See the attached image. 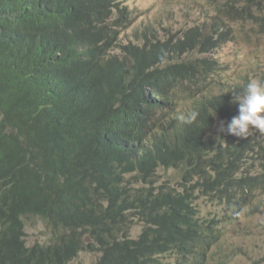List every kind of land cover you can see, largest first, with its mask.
I'll return each instance as SVG.
<instances>
[{
	"label": "trees",
	"instance_id": "16d2710c",
	"mask_svg": "<svg viewBox=\"0 0 264 264\" xmlns=\"http://www.w3.org/2000/svg\"><path fill=\"white\" fill-rule=\"evenodd\" d=\"M249 1L236 8L228 0L231 7L217 13L248 20L252 4L264 8L263 0ZM121 6L123 0H0V264H71L82 251L100 253L92 264H161L157 256L174 247L184 264H197L205 259L197 249L235 222L202 220L193 191L214 203L211 191L226 195L232 214L258 198L253 185L264 194V163L251 178L235 179L244 162L264 161V143L218 136V120L226 127L237 109L232 89L187 95L200 97L189 112L198 116L175 143L147 137L143 127L177 128L178 117L189 114L172 109L163 88L169 80L191 91L206 83L218 65L209 53L230 40L232 19L218 21L216 38L193 28L176 41L146 36L138 44L123 38L133 16ZM257 19L264 27V13ZM114 127L126 132L105 131ZM159 165L176 172L165 181L184 178L192 186L158 193L144 186L152 197L145 195L137 185L152 183ZM29 217L46 222L49 243L27 244ZM135 219L143 229L134 236Z\"/></svg>",
	"mask_w": 264,
	"mask_h": 264
},
{
	"label": "rangeland",
	"instance_id": "374dc122",
	"mask_svg": "<svg viewBox=\"0 0 264 264\" xmlns=\"http://www.w3.org/2000/svg\"><path fill=\"white\" fill-rule=\"evenodd\" d=\"M250 2L249 0H230L232 6L236 8L248 6ZM123 5L128 6L134 16L132 23L124 32L125 41L131 38L140 42L146 36L148 39L150 37L154 39L165 37L166 40L176 41L178 40L177 36L184 38L186 32L193 28H198L210 37L216 38L218 21L222 20L227 24L230 22L227 15L217 13V8L223 6L221 0H123ZM251 8L253 12H248L254 13L255 17L230 22L233 27L230 40L223 44L216 43L210 54L226 67H231L234 75L240 77L243 82H247L250 78H261L259 75L262 72L261 61L264 60V27L258 25L260 20L257 19V16L264 13V8L260 11V8L253 4ZM195 54L197 55V52ZM247 62L249 67H246ZM204 89H201L200 92L202 93ZM189 94L192 93L189 92ZM192 99L194 97L189 96V100L183 103L185 105L181 107L182 112H187L190 109V100ZM218 121L221 122L220 119ZM253 132L256 133L261 143H264V134L255 130ZM263 163L264 161L259 159L255 162L248 160L245 163V169L252 172L261 168ZM165 171L169 172L164 180L171 175L175 177V170L165 169ZM159 174L162 177L165 176L160 171ZM159 174L152 183L147 185L141 183L143 188H145L144 186H158L159 184H153L161 178ZM132 176H127V180ZM136 180L138 181V177ZM170 181L175 187L180 185L179 181L177 182L174 178ZM145 195L148 196L149 192H146ZM196 196L194 200L202 220L207 222L213 217H219L222 225L229 221L228 216L221 217L222 211L218 199L214 203L201 191L196 193ZM135 220L134 225L130 228V232L134 236L140 234L143 229L141 221ZM233 221L235 224L227 227L226 233H220L217 237H213L214 247L208 257L199 264H264V208L258 211L247 208L243 214L236 213ZM51 237V231L42 218L29 217L26 219L25 238L28 245L49 243ZM99 256L98 252L82 251L71 264H92L99 259ZM160 259L161 264H181V255L175 252L168 253Z\"/></svg>",
	"mask_w": 264,
	"mask_h": 264
},
{
	"label": "clouds",
	"instance_id": "9594fccd",
	"mask_svg": "<svg viewBox=\"0 0 264 264\" xmlns=\"http://www.w3.org/2000/svg\"><path fill=\"white\" fill-rule=\"evenodd\" d=\"M233 103H237L236 110H237L238 115L233 116L231 120L227 123L226 127L224 125V122L221 121L219 125L217 126L218 131L227 132L230 135L234 134L242 138L248 137L253 132V130H255L256 132L260 134H264V78H250L247 81V83L242 87V89H240L239 91L233 90ZM197 116H198V113L195 111H192L189 114L179 116L178 119L185 123H192L197 119ZM221 135L222 133H218V136H221ZM244 168H245V162H244ZM256 173H257V170L253 172H248L245 169L244 173L238 172L235 176V179L239 181L242 178H247V177L251 178L250 174H256ZM249 183H251V180H249ZM146 188L148 187L146 186ZM152 189L153 191L157 190L155 191L156 193L159 192L158 187H154ZM146 192H149L148 196L151 198L152 197L151 191L147 189L144 191V193ZM211 192L215 195L216 199H218L220 202V206H221L220 210L222 211L221 215L228 216V219H232L236 213L239 214V212H234L232 214L230 207H228L227 205L228 200H227L226 195H221L217 191H211ZM253 192L254 194H256L258 198L255 200V202H253V204L249 206L246 205L244 207V211L240 214H243L247 208L254 210V211H258L264 208V194L259 190V188L256 185H253ZM137 213H139V211ZM224 233H226V230L224 231ZM207 242L212 243V245L202 244L201 247L197 249L198 251L204 253L205 258L208 257L209 253L212 250V247H214L213 238H211ZM171 252H175L180 255L182 254V252L176 247L168 251L167 254ZM162 256L164 255L163 254L158 255L157 259L161 261L160 258ZM192 256L193 254L187 257L189 260H192ZM199 263L201 262H198L197 264ZM181 264H184L182 257H181Z\"/></svg>",
	"mask_w": 264,
	"mask_h": 264
},
{
	"label": "bare ground",
	"instance_id": "6f19581e",
	"mask_svg": "<svg viewBox=\"0 0 264 264\" xmlns=\"http://www.w3.org/2000/svg\"><path fill=\"white\" fill-rule=\"evenodd\" d=\"M223 1V4L228 8V7H231V5L229 4V2H228V0H222ZM124 6V5H123ZM124 7H127V6H124ZM124 7H122L121 6V8H124ZM260 8V11H262L263 10V8H261V7H259ZM130 10V9H129ZM239 11H241L242 12V9L241 10H239ZM130 12H131V10H130ZM117 14H119V9H118V13ZM131 14H132V12H131ZM224 15H227L228 17H229V19L231 18L232 20H231V22L232 21H236L237 20V17H236V15H231V14H229L228 13V11H226L225 13H224ZM233 17V18H232ZM257 17H259V16H257ZM132 18H134V16L132 17ZM220 19H222V18H220ZM225 19H227V18H225ZM132 21H133V19H132ZM132 21L130 22V23H132ZM222 21V20H221ZM228 21V20H227ZM126 22H124V24H125ZM130 23H129V25H130ZM216 23V22H215ZM128 25V26H129ZM219 25H221V24H219ZM228 27V26H227ZM230 27V26H229ZM220 29V28H219ZM127 30V29H126ZM187 31V30H186ZM140 33V32H139ZM140 35V34H139ZM137 36V35H136ZM203 36V35H202ZM143 37V36H142ZM165 38V37H164ZM172 38V37H171ZM177 38H180V36H177ZM176 38V39H177ZM148 39V38H147ZM147 39L145 40V41H147ZM166 39V38H165ZM135 41V40H134ZM144 41V42H145ZM141 43V41L140 42H138V44H140ZM187 46V45H186ZM148 50V48H146V51ZM198 54V53H197ZM211 54V53H210ZM215 60H216V58H214ZM251 62H255V61H252V60H250ZM217 62H218V65H217V67H216V69L214 70V71H210V69H209V74H210V77L208 78V80H207V82L206 83H204V84H201V83H199L198 85H197V89L196 90H194V91H189V92H191L193 95H195V96H198L201 92V89H203V88H207V90H208V92H211V91H215V90H219V87H217V85H221L220 86V88L222 87V85H223V90H221V93H227L226 91L228 90V89H232V90H236V91H239L240 89H242V87L247 83V82H243L242 80H240V77H238L237 75H234V73H233V71L231 70V67H226V65H224L222 62H220V60L218 61L217 60ZM201 65V67H199L201 70L202 69H205L206 67H208V64H200ZM198 66V65H197ZM197 66H195V68L197 67ZM146 67L148 68V70H152V67L151 66H148V65H146ZM246 67H249V64H248V62H247V64H246ZM155 68V67H154ZM261 73L259 74L260 76H261V78H264V60L263 61H261ZM180 74V73H179ZM179 74H176V78H178V77H180L179 76ZM171 83H172V86H171ZM185 82H183V84H184ZM187 85V84H186ZM174 86V83H173V80H169L168 82H167V86L165 87V88H163V90H169L171 93H170V97H169V100L171 101V103H172V109H174L175 111H180L181 113H189L191 110H192V108L193 107H195L196 105H197V101H198V99L200 98H198V99H192V100H190L191 101V107H190V109L187 111V112H182V110H181V107H182V105H185V104H183L185 101H188L189 100V97L187 98V100H185V97L187 96V94L189 95V92L187 91V89L185 88V84H184V86H180V85H178V86H176V87H173ZM233 86H235L234 88H233ZM207 92V93H208ZM182 93H184V94H182ZM228 93H231L232 95H233V92H228ZM233 104V103H232ZM231 104V105H232ZM161 108V107H160ZM159 108V109H160ZM198 109V108H197ZM196 109V110H197ZM121 112H122V114H124L125 116L127 115V114H129L130 116H131V118H133L134 117V113H133V111H130L129 109H126L125 107H122V109L120 110ZM236 115H238V113H237V110L235 111V113H234V115L233 116H236ZM232 116V117H233ZM231 117V118H232ZM150 121V119H148V122ZM229 121H227V123H228ZM143 123H147V122H145V121H143ZM178 123V122H177ZM189 125V123H185V122H181V123H179V126L176 128V124H170V125H168V126H166V127H164V128H161V129H159V130H156V131H152V130H147L146 128H148V127H150V125H148V124H145L143 127H145L144 128V130L146 131V135H147V137H153L154 135H160V136H163V137H165V138H167V139H169V142H168V144H171V142L172 143H175V142H177L176 140H173V137L175 136V135H178V138L180 137V135L181 134H179L180 132H182L183 131V129H184V127L185 126H188ZM112 130H114V131H117V132H119V133H124V132H126V128L125 127H123L122 129H119V128H115L114 127V129H111V130H108V128H106L105 129V131H112ZM218 133H222V132H219L218 131ZM252 136H257L256 135V133L255 132H252L249 136H248V138H250V137H252ZM184 137H187V135H185ZM183 138V137H182ZM180 142H182L183 140H179ZM152 144H150L149 145V147L151 146ZM171 147H172V145H171ZM174 159H175V157H174V155L172 154L171 155V159L170 160H173L174 161ZM165 169H167L168 170V168H167V166L166 165H159L156 169H154L155 171H156V173L157 174H159V171L160 172H162V174L164 175L165 174V176L164 177H162L161 176V174H159V176H161V178L159 179V181L158 182H156V183H154L153 185H157V184H159L158 186H152V187H148V188H154V187H166V186H171V181H165L164 180V178H166L167 177V175H168V172L169 171H165ZM179 181V188L182 190V188H184V184H186L187 186H189V184H191L189 181H187L186 179H184V178H180V179H177V182ZM138 182V181H137ZM136 182V184H138ZM139 185V184H138ZM140 186H142V185H140ZM191 186H192V184H191ZM144 190L146 189V188H143ZM133 192L134 191H130L129 193L132 195L133 194ZM198 192H200L199 190L198 191H193V201H195L194 199L197 197L196 196V193H198ZM239 195L240 194H238L237 196L239 197ZM128 196V195H127ZM127 196H125V198L127 197ZM131 201V202H133L134 204H136V205H138V203H139V201H137V202H135L134 201V198H132V196L131 197H129V199L127 200V201ZM125 210H127V211H132V212H138V211H140V210H138L137 208H134V207H127ZM135 221L136 220H133L132 221V224L134 225V223H135ZM141 221V220H140ZM132 225V226H133Z\"/></svg>",
	"mask_w": 264,
	"mask_h": 264
}]
</instances>
